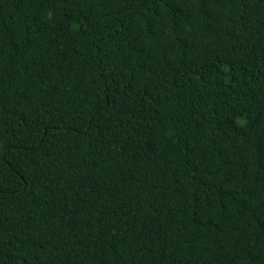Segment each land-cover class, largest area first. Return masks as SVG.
I'll return each mask as SVG.
<instances>
[{"label": "trees", "instance_id": "trees-1", "mask_svg": "<svg viewBox=\"0 0 264 264\" xmlns=\"http://www.w3.org/2000/svg\"><path fill=\"white\" fill-rule=\"evenodd\" d=\"M0 264H264V0H0Z\"/></svg>", "mask_w": 264, "mask_h": 264}]
</instances>
